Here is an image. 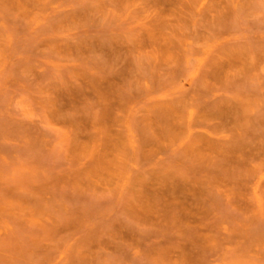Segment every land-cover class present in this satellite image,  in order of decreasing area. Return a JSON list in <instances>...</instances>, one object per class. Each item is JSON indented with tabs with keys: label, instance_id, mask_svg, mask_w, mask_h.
Segmentation results:
<instances>
[{
	"label": "rangeland",
	"instance_id": "374dc122",
	"mask_svg": "<svg viewBox=\"0 0 264 264\" xmlns=\"http://www.w3.org/2000/svg\"><path fill=\"white\" fill-rule=\"evenodd\" d=\"M0 264H264V0H0Z\"/></svg>",
	"mask_w": 264,
	"mask_h": 264
}]
</instances>
